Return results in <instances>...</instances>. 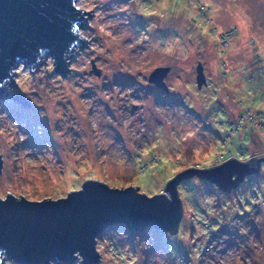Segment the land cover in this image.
I'll list each match as a JSON object with an SVG mask.
<instances>
[{
  "label": "rangeland",
  "instance_id": "1",
  "mask_svg": "<svg viewBox=\"0 0 264 264\" xmlns=\"http://www.w3.org/2000/svg\"><path fill=\"white\" fill-rule=\"evenodd\" d=\"M78 6L91 17L80 24L87 44L69 57V73L55 72L52 59L33 72L21 65L0 98L2 199L58 200L89 180L152 197L166 194V178L187 170L264 156L249 137L264 142V0ZM199 64L207 82L201 88ZM160 67L171 68L168 93L148 82ZM256 114L261 131L247 126ZM261 164L231 192L185 180L176 234L147 228L132 235L114 225L97 239L100 264H264Z\"/></svg>",
  "mask_w": 264,
  "mask_h": 264
},
{
  "label": "water",
  "instance_id": "2",
  "mask_svg": "<svg viewBox=\"0 0 264 264\" xmlns=\"http://www.w3.org/2000/svg\"><path fill=\"white\" fill-rule=\"evenodd\" d=\"M85 15L91 17L78 0H0V98L6 95V84L14 86V70L21 65L33 72L52 59L55 72L65 77L70 71L67 58L87 44L79 33ZM93 67L92 73L100 77ZM170 71V67L155 69L149 84L168 93L165 79ZM197 71L201 88L207 85L202 64ZM13 99L30 107L23 96ZM260 158L247 163L230 159L211 169L187 170L167 183L166 194L152 197L136 187L114 189L97 180L86 181L81 190L58 200L0 197V264H100L97 239L117 224L125 225L132 235L147 228L176 234L183 215L181 182L197 177L231 192L260 171L264 161ZM250 163L257 166L251 168ZM2 168L0 155V174Z\"/></svg>",
  "mask_w": 264,
  "mask_h": 264
},
{
  "label": "trees",
  "instance_id": "3",
  "mask_svg": "<svg viewBox=\"0 0 264 264\" xmlns=\"http://www.w3.org/2000/svg\"><path fill=\"white\" fill-rule=\"evenodd\" d=\"M261 71H262V73H263V71H264V69L262 68L261 69ZM212 104V103H211ZM251 111L250 110H248L247 111V113H250ZM257 115V114H256ZM258 117H255L256 119H253L252 117L250 118V120H248L247 121V126L249 127V128H252V129H256V130H259V131H261V129H258V128H260V127H262V123L260 122L259 123V120H261L260 119V115L258 114L257 115ZM242 123V122H241ZM243 125V124H242ZM240 129H234L233 131H231V132H229V134L227 133V134H225L224 136H223V139H224V143L225 144H228V142L230 143V144H232L231 142H230V140H231V138L232 137H230V136H232L233 134H234V132H236V133H238V131H239ZM249 137H251V146L252 145H254V144H256V145H258L259 147H260V150L261 151H264V142H261L260 144L259 143H257L256 142V140H254V138H252V133H249ZM264 153V152H263ZM226 154H228V155H230V154H232V152L231 151H228V152H226V153H222V154H220V157L222 158V162L224 161V157L226 156ZM250 155H251V157H250V159L249 160H247V161H241V160H238L237 158H236V160H238V161H240V162H250L251 161V159H253L252 158V154L250 153ZM230 159H235L234 157H230L228 160H230ZM261 160L262 159H264V157H261L260 158ZM228 160H226V161H228ZM225 161V162H226ZM225 162H223V163H225ZM223 163H221V164H223ZM262 165V164H261ZM257 166V164H255V166L252 164V163H250V167L252 168V167H256ZM208 168V167H210V164H209V166H205V168ZM261 168V167H260ZM166 178V177H165ZM173 179V178H172ZM172 179H170V178H166L165 179V182H169L170 180H172ZM193 179V178H192ZM197 180H201V179H198L197 178ZM98 181V180H97ZM203 181V180H202ZM100 182V181H99ZM184 182V181H183ZM181 184H182V182H181ZM180 184V185H181ZM212 184V183H211ZM179 185V186H180ZM215 188H217V186L216 185H214V184H212ZM166 187V186H165ZM179 188V187H178ZM79 191V190H78ZM162 192L161 191H159V193L158 194H161ZM157 194V195H158ZM178 194H179V192H178ZM180 197V196H179ZM59 199H61V198H59ZM127 228V227H126ZM128 231V230H127ZM163 231V230H162ZM166 232V231H165ZM130 234V233H129ZM140 234V233H139ZM147 264V263H146Z\"/></svg>",
  "mask_w": 264,
  "mask_h": 264
},
{
  "label": "bare ground",
  "instance_id": "4",
  "mask_svg": "<svg viewBox=\"0 0 264 264\" xmlns=\"http://www.w3.org/2000/svg\"><path fill=\"white\" fill-rule=\"evenodd\" d=\"M69 58H67V60H68Z\"/></svg>",
  "mask_w": 264,
  "mask_h": 264
}]
</instances>
